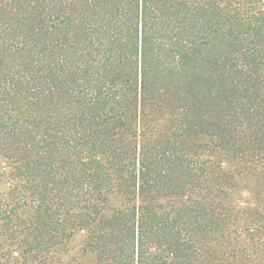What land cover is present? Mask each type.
Masks as SVG:
<instances>
[{
    "label": "trees",
    "instance_id": "16d2710c",
    "mask_svg": "<svg viewBox=\"0 0 264 264\" xmlns=\"http://www.w3.org/2000/svg\"><path fill=\"white\" fill-rule=\"evenodd\" d=\"M0 264H264V0H0Z\"/></svg>",
    "mask_w": 264,
    "mask_h": 264
}]
</instances>
